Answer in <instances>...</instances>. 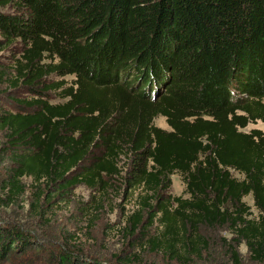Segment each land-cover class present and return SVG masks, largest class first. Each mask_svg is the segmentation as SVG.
<instances>
[{
	"label": "trees",
	"instance_id": "1",
	"mask_svg": "<svg viewBox=\"0 0 264 264\" xmlns=\"http://www.w3.org/2000/svg\"><path fill=\"white\" fill-rule=\"evenodd\" d=\"M2 7L10 12L0 11V53L16 57L1 83L26 92L7 98L16 109H0L9 204L28 179L39 216L78 187L96 213L98 197L120 182L138 191L125 232L156 229L138 241L143 249L198 264L211 258L201 229L217 225L230 234L228 264H246L242 243L249 264H264V132L245 131L264 123V0H0ZM57 91L64 101L52 103ZM158 117L169 130L154 124ZM175 174L187 197L167 193ZM40 248L30 233L0 223V264H32L18 257ZM51 258L136 262L97 261L67 242Z\"/></svg>",
	"mask_w": 264,
	"mask_h": 264
},
{
	"label": "rangeland",
	"instance_id": "2",
	"mask_svg": "<svg viewBox=\"0 0 264 264\" xmlns=\"http://www.w3.org/2000/svg\"><path fill=\"white\" fill-rule=\"evenodd\" d=\"M0 11L10 12L7 7ZM12 57H16V55L8 50L0 53V109H16L7 98L22 99L26 97L24 88L8 90L1 83L4 75L13 76ZM130 78L129 75L126 81H130ZM65 81L66 85L70 86L73 78L66 77ZM50 101L60 103L64 100L58 97L57 91V94L53 92V95L50 96ZM154 124L161 129L169 130L163 117L156 118ZM253 129L264 132V123L260 121L251 123L245 131ZM3 141V136L0 134V223L22 228L34 236L41 245L39 250H32L25 257L19 256L18 258L21 260L27 258L32 264H54L51 255H56L58 247L67 242L74 251L79 249L85 256L101 262H112L115 260L114 256L121 255L124 258L136 256V262L133 264H177L167 260L159 253L147 251L140 246L138 241L142 242L143 236L155 234V228L151 227L147 232V229L139 230L132 236L127 231L125 232L124 228L127 227L125 220L134 209L138 191L135 189L125 190L124 186H119L120 182L117 183L116 188L109 189L102 198L98 197L102 202V209L96 213L92 210V206L90 207V192L84 187H78L61 198L57 196L53 199L50 209L44 210L39 216L32 199V188L28 179L23 180L26 186L25 192L15 202L9 204L2 192V181L8 167L7 153H3L2 150ZM124 163L125 161H122L120 165L123 166ZM184 190L185 186L180 176L172 175L167 193L171 196L187 197ZM244 202L250 208L251 217L255 216L257 211L253 207L252 197H245ZM203 232L210 244L208 253L211 258L197 263H230V253L227 249L230 234L226 227L214 225L210 229H201V234ZM236 250L242 263L249 264L245 245L240 244Z\"/></svg>",
	"mask_w": 264,
	"mask_h": 264
}]
</instances>
